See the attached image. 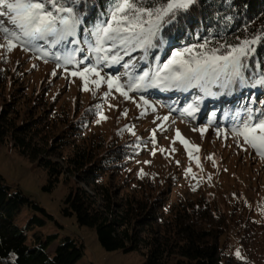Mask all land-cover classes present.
I'll use <instances>...</instances> for the list:
<instances>
[{
	"label": "trees",
	"instance_id": "obj_1",
	"mask_svg": "<svg viewBox=\"0 0 264 264\" xmlns=\"http://www.w3.org/2000/svg\"><path fill=\"white\" fill-rule=\"evenodd\" d=\"M106 0H81L77 5L84 17L83 27H93L105 11ZM163 30L164 39L174 45L190 46L211 35L238 43L264 29V0H199L188 13ZM230 18V19H229ZM199 37V38H198ZM83 40V33H78ZM142 55L140 50L130 54ZM163 55L153 50L149 56ZM264 71V44L253 58ZM5 83L0 79V86ZM199 94V90H195ZM213 92L220 91L217 86ZM247 91L234 89L232 95ZM40 95V94H39ZM211 97V96H208ZM237 99V98H236ZM38 105V104H37ZM18 97L0 107V143L35 165L45 176L42 187L51 192L59 183L66 190L60 213L74 218L80 227L94 232L107 252L138 253L141 264H165L176 256L175 264H261L264 260V224L239 214L237 207L225 213L215 202L200 197L168 203V193L156 190L151 182L121 178L135 146H108L85 136V116L55 117V111L23 116ZM50 217L21 190H11L0 175V264H75L84 245L74 236L47 234L28 243V233L43 224L33 214L23 226L17 217L23 206ZM243 216V217H242ZM236 238L244 257L227 253ZM57 246L50 251L54 242Z\"/></svg>",
	"mask_w": 264,
	"mask_h": 264
},
{
	"label": "rangeland",
	"instance_id": "obj_2",
	"mask_svg": "<svg viewBox=\"0 0 264 264\" xmlns=\"http://www.w3.org/2000/svg\"><path fill=\"white\" fill-rule=\"evenodd\" d=\"M0 19L6 21V18ZM4 26L12 27L7 22ZM166 40L168 45L159 51L164 54L161 61L173 49L184 47ZM3 43V39H0V44ZM85 54L87 49L80 56ZM130 57L124 56V60H129ZM70 69L75 70L71 66ZM124 71L119 65L104 67L101 75L108 73L120 76L123 83L126 79ZM91 78L97 79L94 75ZM0 79L5 80L3 86H0V107L8 99L18 97L23 116L28 111L38 115L46 110L51 113L55 111V117L63 119L68 116L71 119L74 112V116L80 117L93 112V115L85 118V136L99 139L105 147L118 145L124 149V146H135L137 152L126 162L121 178L151 182L156 185L157 191L165 189L168 203L180 198L196 200L204 197L215 202L225 213L236 206L239 214L244 216L250 213L251 219L264 224V158L244 144L243 140L238 143L228 134L236 123L231 120L232 113L249 107L255 109L264 106L261 89L246 88L247 91L235 97H208L199 94L196 89H149L130 92L131 99L125 100L114 89L105 97L104 93L109 90L106 84H102L93 95L92 91L82 89L83 82L79 77L70 76L62 68H57L56 62L51 58L45 63L33 51H24L19 46L14 47L11 52L0 48ZM89 87L94 88L91 84ZM141 95L148 100L150 106L143 105ZM197 96L202 97L199 111L188 115L184 109L193 104ZM97 105L107 117L100 123H97L100 119ZM110 105L113 107H109ZM124 112L127 113L126 116L123 115ZM165 116L168 117L167 121L163 119ZM218 127L224 129V133L219 136L216 131ZM200 129L207 131L201 133ZM177 130L188 142L187 147L177 137ZM196 148L199 149L198 152ZM197 158L200 167H197ZM189 168L195 176L187 172ZM141 172L144 173L143 176ZM0 175L11 190H21L50 216L34 212L27 205L22 207L17 217L20 226L33 214L43 218L42 226L28 233L29 244L47 234H58L59 239L69 235L84 245V251L75 264L142 263V256L135 252L124 254L121 251H105L91 229L78 226L74 218L63 217L60 213L66 195L63 185L59 183L51 192H44V174L34 164L17 155L9 144L0 143ZM57 244L58 241L54 242L50 251ZM237 251L240 253L238 258H243V250L233 237L229 241L227 253L236 256ZM176 260V256H171L165 264H175ZM261 264H264V260Z\"/></svg>",
	"mask_w": 264,
	"mask_h": 264
},
{
	"label": "snow or ice",
	"instance_id": "obj_3",
	"mask_svg": "<svg viewBox=\"0 0 264 264\" xmlns=\"http://www.w3.org/2000/svg\"><path fill=\"white\" fill-rule=\"evenodd\" d=\"M198 2L106 0L105 11L99 22L93 27L82 28L85 21L77 8L81 0H0V18H6V21L0 19V39L5 42L0 44V48L11 52L19 46L24 51H33L45 63L51 58L57 68H62L70 76L79 77L83 82L82 89L92 91L93 95L102 84H106L109 90L104 93L105 97L114 89L125 100L131 99L130 92L149 89H197L205 96L218 97L230 96L237 88H251L261 89V95H264V71L258 70L260 63L253 59L257 46L264 44V29H260L251 38H237L238 43H229L221 37L215 40L214 46L213 37L209 35L201 43L173 49L163 61L159 55H152V63H149L152 51H162L169 43L164 39V28L176 22L178 16L183 19L181 14L188 13ZM6 22L12 27L4 26ZM78 33H83L82 41L77 38ZM85 46L87 54L80 56L85 53ZM137 50L142 55L132 59L130 54ZM124 56L130 59L124 60ZM117 65L125 69L123 76L126 79L123 83L120 76L108 73L101 75L104 67ZM70 66L75 70H71ZM93 75L97 79H92ZM90 84L94 88L90 89ZM213 86H217L220 91L213 92ZM140 100L144 106H150L144 96L141 95ZM201 102L202 97L197 96L184 112L193 115L199 111ZM96 110L100 117L97 123L107 119L99 105ZM163 119L167 121L168 117ZM231 120L236 123L228 134L238 143L243 140L244 144L264 158V106L232 113ZM200 131L203 133L207 129ZM216 131L218 136L224 133V129L219 127ZM177 137L188 146L179 130ZM196 151L199 149L196 148ZM197 167H200L198 158ZM187 172L195 176L191 168ZM235 255L240 257L238 251Z\"/></svg>",
	"mask_w": 264,
	"mask_h": 264
}]
</instances>
